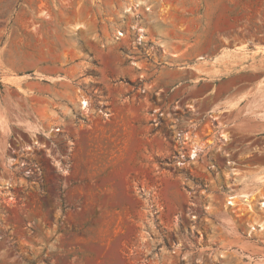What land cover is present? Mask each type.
I'll list each match as a JSON object with an SVG mask.
<instances>
[{
  "label": "rangeland",
  "instance_id": "obj_1",
  "mask_svg": "<svg viewBox=\"0 0 264 264\" xmlns=\"http://www.w3.org/2000/svg\"><path fill=\"white\" fill-rule=\"evenodd\" d=\"M23 3L0 0V264H264V188L228 205L264 181V0Z\"/></svg>",
  "mask_w": 264,
  "mask_h": 264
},
{
  "label": "bare ground",
  "instance_id": "obj_2",
  "mask_svg": "<svg viewBox=\"0 0 264 264\" xmlns=\"http://www.w3.org/2000/svg\"><path fill=\"white\" fill-rule=\"evenodd\" d=\"M81 27L80 26H76L74 27V30L77 31L79 30ZM84 106L87 107V102H83ZM1 110H0V115H1ZM264 119V118H263ZM222 134V133H221ZM219 140V139H218ZM220 140L221 141H229L230 137L228 134L224 133L220 136ZM195 152L193 157L197 156V152H199V149L195 148ZM203 149V148H202ZM202 151V150H201ZM237 172V171H236ZM234 174V173H233ZM241 174V173H240ZM234 176V175H233ZM235 176H240L239 174L235 173ZM242 176V175H241ZM228 177V175H227ZM231 177V176H230ZM264 178V177H263ZM260 179V178H259ZM231 180V179H230ZM235 182H237V185L239 184L241 186V188H239L238 190H231L232 192H236V194H234L235 196L233 198H229L228 200H234L228 203V205L230 206H234L236 205L237 200L239 201H244V202H250V200H248L250 197H252L253 192L257 191L256 193L259 192L260 189L264 188V181L263 180H256V179H248L245 177H238L236 178ZM234 183V182H233ZM230 184V183H229ZM236 185V184H235ZM234 186V185H233ZM229 188H232V185L229 186ZM262 192V191H261ZM252 193V194H251ZM256 195V194H255ZM262 199L264 200V197H262ZM262 208L264 207V203L261 206ZM229 223V222H228ZM262 231L264 230V227L262 225Z\"/></svg>",
  "mask_w": 264,
  "mask_h": 264
},
{
  "label": "crops",
  "instance_id": "obj_3",
  "mask_svg": "<svg viewBox=\"0 0 264 264\" xmlns=\"http://www.w3.org/2000/svg\"><path fill=\"white\" fill-rule=\"evenodd\" d=\"M25 4H30V1L31 0H22ZM29 1V2H28ZM47 2L49 1V3H52L54 0H39V2ZM28 2V3H27ZM23 3V4H24ZM77 16L72 12L70 11V13H67V16L65 18V22H70L72 24H75L77 22ZM76 26H79V25H72V28L76 27ZM80 30V29H79ZM78 31V30H77ZM81 38V34H79L78 36V39ZM54 53L55 51H49V52H46V53H43L41 56V60L39 61L38 60V64H41V70H42V75L43 77H45V79H50L52 78L51 77V74L52 72L55 71L56 68L59 69V66H60V61L59 60H56L54 58ZM17 60H15L14 63H10L9 66L11 68H17ZM38 66V65H37ZM47 81V80H45ZM48 85V84H47ZM50 86V85H48ZM103 102V101H102ZM106 104H108V102H105ZM110 103V102H109Z\"/></svg>",
  "mask_w": 264,
  "mask_h": 264
},
{
  "label": "built area",
  "instance_id": "obj_4",
  "mask_svg": "<svg viewBox=\"0 0 264 264\" xmlns=\"http://www.w3.org/2000/svg\"><path fill=\"white\" fill-rule=\"evenodd\" d=\"M82 106H83L82 109H85V108H84V103L82 104ZM87 108H90V104H89V102H87ZM87 108H86V109H87ZM89 111H90V110H89ZM106 116H107V115H106Z\"/></svg>",
  "mask_w": 264,
  "mask_h": 264
}]
</instances>
